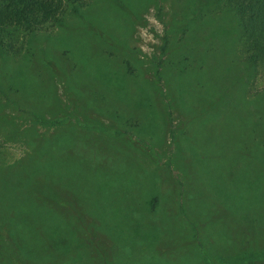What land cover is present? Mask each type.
Instances as JSON below:
<instances>
[{
	"label": "trees",
	"instance_id": "16d2710c",
	"mask_svg": "<svg viewBox=\"0 0 264 264\" xmlns=\"http://www.w3.org/2000/svg\"><path fill=\"white\" fill-rule=\"evenodd\" d=\"M148 8L162 24L151 73L129 43ZM260 60L264 0H0V135L30 150L0 167V264H202L207 251H216L209 260L218 264L228 255L213 232L249 203L252 187L261 190L259 204L249 206L247 236L234 245L262 253L264 94L249 99ZM58 85L78 98L81 113L142 132L166 124L164 134L179 143L172 168L188 188L182 176L165 178L169 165L160 167L155 192L143 194L132 183L138 176L121 178L143 168L100 141L98 128L58 130L63 121L54 119L40 131L45 115L58 111ZM5 107L22 114L23 124L7 119ZM36 155L45 158L38 170ZM77 163L92 173L98 190L91 199L79 187L56 185ZM93 170L108 182H95ZM199 171L219 190L206 188ZM188 252L197 260L186 262Z\"/></svg>",
	"mask_w": 264,
	"mask_h": 264
},
{
	"label": "rangeland",
	"instance_id": "374dc122",
	"mask_svg": "<svg viewBox=\"0 0 264 264\" xmlns=\"http://www.w3.org/2000/svg\"><path fill=\"white\" fill-rule=\"evenodd\" d=\"M169 11L170 5L168 2H165L163 4L164 18H166V14ZM153 12L154 10L148 8L141 13L142 18L144 19V24L135 25V32L129 39L130 45H133L140 50V53L143 56V66H141L145 70H148V73L152 72L151 64L158 61L161 56L159 55V46L161 45L162 24L155 18ZM251 85V94L253 96L249 99L253 98L255 95H257L258 97L260 96V94H264V61L260 60L256 63ZM56 90L59 98L58 111L52 115H45L46 118L44 119V123L40 124L39 126L40 131L51 130V126L53 127V124H50L49 122L53 121L54 119L63 121L54 124L57 126L58 130L60 128L67 127H70L74 131H80L83 130V128L90 130L98 128L105 132L103 135V138L105 140L100 141H103L107 146H114L117 149H120L123 155H127V157L132 162H135L136 166L134 168H138L139 166L143 168V175L138 172L129 174L131 173V170L129 169L125 172L127 173V177H121L122 179H126L127 182H132L134 174L135 176H138V178H135V180L138 179L139 182L132 183L134 184V186L139 185V189L143 192V194H152L153 192H155L156 188L161 185L159 184L161 181L160 167L165 170V167L168 168L169 165V175L165 178L172 182V179L180 180L182 176L183 183H186L185 187L188 188V184L184 176L181 175L178 170L172 168L173 164L175 165L172 153L175 150V145L179 146V143H176L177 141H171V138L167 134H164L166 124L162 127H158V129L153 128V130L149 132H142L140 129H135L127 125L122 126L118 123L113 124L110 119L95 112L83 111L81 113L79 107L80 102L78 98L70 95L67 92L64 93L60 85L57 86ZM3 110L7 114V119L13 118L15 121L23 124V121L19 120L21 119L22 114H20L18 111L12 109L11 107H5ZM192 131L195 136L200 135V130L198 127L192 128ZM262 136L264 138V134H262ZM121 140L130 141L132 145L135 144L136 149H130L126 147L127 150L125 152L120 145ZM262 140L263 139L261 138L258 141V143L261 145ZM181 144L183 145V143ZM29 152L30 150L28 146L20 142L4 141L0 135V167L1 165L9 166L19 163L21 158H23L24 156L29 157ZM67 152L69 151L67 150ZM108 152L119 153L117 150ZM144 155L153 159L152 163L150 162L147 165V157ZM36 157L37 158H35L33 162L37 165L38 170L41 167L40 162H43L45 158L43 157V155H36ZM120 162H118V165ZM261 173L262 174L258 180H262L260 185H263L264 170L261 171ZM198 177L200 178L201 183L206 188L212 186L214 189H216V191L219 190L218 185H213V182L215 180L213 179L214 177H209V172L205 171L204 173L203 171L201 174L199 171ZM93 178L97 183H105L109 180L107 177L101 175L98 170H93ZM128 178L131 179L128 180ZM112 179L119 180L118 177H114ZM158 181L159 183L157 184ZM56 185H58V187H64L67 185L79 187L85 192L87 198L89 199L93 197L95 190H98L97 188L95 189V186H93L92 173L88 171V168L84 167L82 163H77L74 167L69 166L62 174V176L58 178ZM259 191L261 190H257L254 187L250 188L249 203H246L245 201L246 204H244V206H240L241 209L240 211H238V214L236 213V215L232 216V218H226L223 224L219 225V229H217L218 232H213V235L217 233V237L220 239L213 240L212 242L215 241V245L219 246L220 254L228 255V257H219L218 264H231V262H233L234 264H264V250L262 253H254L253 255H249V244L247 245V247L242 249L240 248L242 245H234V242L237 241L236 243L238 244L245 238V236H247L243 235V237L241 238V233L247 227H249V206H256L257 204H259V202L255 198L256 194ZM192 192L195 193V190H192ZM227 205L230 209L237 206H233L234 203L231 200L227 202ZM219 230L224 233L225 237L219 232ZM207 254L210 255L209 257L211 258L213 254H216V251L214 253L212 251H207ZM186 257V262L194 261L197 260L196 257L198 258L197 254H195L194 252H188ZM209 257L205 254H202V264H212L209 260ZM249 258H253L250 259L251 263H249Z\"/></svg>",
	"mask_w": 264,
	"mask_h": 264
}]
</instances>
